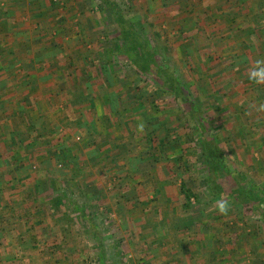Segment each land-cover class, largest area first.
<instances>
[{
	"label": "rangeland",
	"instance_id": "obj_1",
	"mask_svg": "<svg viewBox=\"0 0 264 264\" xmlns=\"http://www.w3.org/2000/svg\"><path fill=\"white\" fill-rule=\"evenodd\" d=\"M110 1L135 25V45L119 47L101 0H0L21 46L0 113V264H264L263 221L228 195L219 214L201 142L202 131L218 137L228 191L231 172L264 189V84L248 79L264 58V0ZM193 15L200 34L185 28ZM27 57L54 79L26 81ZM102 62L94 90L80 70ZM157 71L207 109L205 132L174 92L156 90ZM183 181L200 198L188 210Z\"/></svg>",
	"mask_w": 264,
	"mask_h": 264
},
{
	"label": "trees",
	"instance_id": "obj_2",
	"mask_svg": "<svg viewBox=\"0 0 264 264\" xmlns=\"http://www.w3.org/2000/svg\"><path fill=\"white\" fill-rule=\"evenodd\" d=\"M103 5L106 6L107 8L110 9V12L112 14V21L114 24V28L115 30V40H117L119 47L120 48H124V44L129 43L131 46L135 45L134 43H137L140 41V37L138 36V33L135 32L134 28L135 25L129 20V18L127 19V17L125 15H123L122 13H120L117 8L114 6V4L110 1V0H101ZM245 2V0H240V3ZM203 0H200V3H203ZM243 2V3H244ZM205 4V2H204ZM216 5V3H215ZM205 6H211L209 5H205ZM213 6V5H212ZM162 8H164L162 6ZM244 9V8H243ZM191 10H194L193 8H191ZM206 11H210V8H208ZM113 12V13H112ZM214 12V10H213ZM262 12L264 13V3H263V7H262ZM209 14V13H207ZM211 15V14H209ZM197 15H193L192 19L188 20V23L186 24V29H194L197 30L196 33L200 34L202 29H200V25L198 18L196 17ZM51 17V16H50ZM44 18V17H43ZM212 18H216V15H213ZM40 25L42 28H46V26L44 25L43 21H39ZM43 23V24H42ZM198 24V25H196ZM204 30V29H203ZM137 33V35H136ZM256 34V33H255ZM192 37V36H191ZM251 38L254 39L253 34L251 35ZM256 39V37H255ZM254 39V40H255ZM143 41V40H142ZM143 47V46H142ZM142 51H145L144 49ZM131 52L133 54V56H135V54L137 53V49L136 48H132ZM73 55V54H72ZM70 55V56H72ZM151 55L156 58V54L151 53ZM152 56H149V62H152L150 65H158L157 63L154 64L153 58ZM57 57V56H54ZM115 58V57H114ZM116 62V61H115ZM116 65V64H115ZM141 65H143L141 63ZM91 67H93L91 71L90 67H87L86 69H81V75L85 76L86 79L89 81L88 83L90 85L93 86L94 90L99 88L104 82H105V76H106V68L105 65H103V62L100 64H91ZM143 69H141L142 71H147V74H151L152 70L151 68L148 69V67L143 66ZM140 71V70H139ZM140 71V72H142ZM108 72V71H107ZM110 72V76H114V74H112L111 71ZM157 76L155 77L156 80L159 79L160 83H158L157 85V89L158 91H164V92H174L175 93V100H180L181 103L186 106L187 110H190L189 113L191 115L194 116V120H195V125L200 126V123H197L198 121H201L203 123V127H199L197 130L203 129L205 132V125L203 122V118H204V109L207 112V109L203 106V105H199V101L195 98L192 97L191 94H189L188 91L185 90L184 88V84L182 83V81H180V79L178 77H174L171 80H167L164 77H162V74H159L157 71ZM103 76V77H102ZM101 78V79H99ZM98 83V85H96ZM215 84V83H214ZM141 85H137L136 89L139 88ZM138 90V89H137ZM141 101V100H140ZM143 102V101H141ZM156 105V108L158 110L160 109L161 103L159 100L157 101H153ZM142 104V103H141ZM143 105V104H142ZM199 109L201 110V113L199 111ZM191 115H186L189 118L192 119ZM213 130V129H212ZM207 134H209L207 132ZM202 139V149H203V156L205 159V166H206V170H207V176H208V183L209 184H214L215 187V191L213 190L212 194L214 195H220V194H224V195H228L231 196L234 200V202L236 204H238L240 207H246V208H250L251 211H253L254 213L258 214V216L261 218V220L264 223V189H262L261 187H256L254 186L251 182L249 183L247 180V175L242 174L240 172L235 173V172H231V170L229 172H231L232 177L235 181V184L237 185V188L234 189L233 191H228V189L223 186L220 183V176L219 173L221 171L222 168L226 167V162H225V152L217 145L216 141L218 140V137L216 135L212 136L211 139H205L203 131L201 133ZM158 151L159 153H153V155L156 159L160 156H158L159 154L162 155V152L164 151V148L167 146V144L171 143L170 137H161L158 138ZM150 140V139H149ZM181 151V149H180ZM179 154H177V157H181L182 156V152ZM166 154V153H165ZM164 154V156H165ZM163 156V155H162ZM171 158V156L167 155L166 158ZM177 157H172L174 160H178ZM225 170H227V168H225ZM247 184V185H246ZM181 193L184 196V208H186L187 210L190 209L191 207H193V202L192 200L194 199L195 201H200V198L197 197L196 193L193 191V189H191V187L188 186V184L183 181L181 183ZM196 198V199H195Z\"/></svg>",
	"mask_w": 264,
	"mask_h": 264
},
{
	"label": "crops",
	"instance_id": "obj_3",
	"mask_svg": "<svg viewBox=\"0 0 264 264\" xmlns=\"http://www.w3.org/2000/svg\"><path fill=\"white\" fill-rule=\"evenodd\" d=\"M52 18L55 19L56 16L52 15ZM14 19L12 18V15L9 13L7 14H2L0 15V83L3 84L4 86V90H0V113H2V111L4 110L6 112L7 108L10 106V99H11V92H8L5 88V85L7 86V83H11L13 81V79L15 78L14 75V62H13V58H14V53L13 50L16 48H21V46H17L16 44H14V39H13V24H15ZM10 22V23H8ZM9 24V29L7 30L5 25ZM12 24V27H11ZM19 29H21L19 27ZM56 34V31H54ZM22 40V38L20 37L19 39H16V41ZM22 44H24L23 42H20ZM26 45V44H25ZM24 46V45H23ZM26 50H29L28 45L25 46ZM4 51V52H2ZM18 56V55H17ZM1 58H4V62H6L9 59V62H7L5 65H3V60ZM54 60V59H53ZM21 62L22 67H24V69L26 70V81L29 80V77H32L33 81H37V75L38 76H42L43 78H47V79H52L53 77H51V75H54V73L48 72L49 70L47 69H35L34 63H32L30 61V58L27 57V59H25L24 61H19ZM41 64V63H38ZM54 65L51 64V66ZM3 66V67H2ZM14 76V77H13ZM54 79V78H53ZM55 81H59V79H55ZM3 115L0 114V118Z\"/></svg>",
	"mask_w": 264,
	"mask_h": 264
},
{
	"label": "clouds",
	"instance_id": "obj_4",
	"mask_svg": "<svg viewBox=\"0 0 264 264\" xmlns=\"http://www.w3.org/2000/svg\"><path fill=\"white\" fill-rule=\"evenodd\" d=\"M248 79L257 85L264 84V58L257 59L254 62V65L249 70ZM255 110L264 112V103L259 104ZM144 127L145 125L141 122L138 125V131L143 132ZM215 206L219 214L227 215L231 208V201L222 193L216 197Z\"/></svg>",
	"mask_w": 264,
	"mask_h": 264
}]
</instances>
